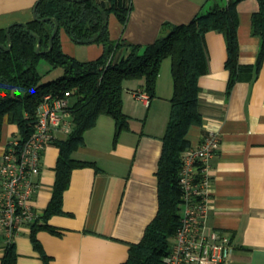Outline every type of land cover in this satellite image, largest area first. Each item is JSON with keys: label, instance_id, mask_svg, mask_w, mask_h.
I'll use <instances>...</instances> for the list:
<instances>
[{"label": "crops", "instance_id": "0c3cea01", "mask_svg": "<svg viewBox=\"0 0 264 264\" xmlns=\"http://www.w3.org/2000/svg\"><path fill=\"white\" fill-rule=\"evenodd\" d=\"M37 1L0 0V28L34 19ZM227 1L131 0L132 10L124 25L114 14L110 16V36L124 43L146 45L160 36L165 22L187 23L215 3ZM259 7L258 0H241L237 5L241 64H255L257 60L261 39L252 33L251 21ZM62 30L65 53L80 60L102 55V44H76ZM206 48L208 72L199 78L203 123L192 126L188 138L192 146H197L205 129L220 132V148L211 159L208 225L231 237L233 251L226 264H264V61L254 79L237 82L227 95L224 35L207 32ZM136 91H144L142 80L124 82L123 109L130 117V130L123 131L114 144L115 120L101 115L85 132V144L73 153L74 158L93 161L100 169H73L64 192L65 213L48 220L62 233L38 232L50 264H122L128 259L129 245L142 239L158 212L157 170L174 91L171 60L166 58L162 63L156 97L147 104L135 97ZM68 134L59 132L57 139H65ZM16 137L18 126L5 120L0 161L7 143ZM58 156L59 148L53 143L48 145L37 177L41 187L31 203L39 211L51 199ZM14 242L16 264H44L32 243L29 226L15 235ZM4 245L0 238V260Z\"/></svg>", "mask_w": 264, "mask_h": 264}, {"label": "trees", "instance_id": "16d2710c", "mask_svg": "<svg viewBox=\"0 0 264 264\" xmlns=\"http://www.w3.org/2000/svg\"><path fill=\"white\" fill-rule=\"evenodd\" d=\"M240 1L215 3L187 23L165 22L160 36L146 45L124 43L110 36V16L114 14L124 25L132 10L131 0H38L34 8L39 19L28 21L27 26L13 24L11 40L6 28H0V139L4 122L8 120L18 126L19 138L24 141L34 129L36 109L42 98L50 92H72L69 110L73 127L65 139L53 142L59 148V156L52 196L47 207L29 225L32 243L44 264H50V256L37 235L40 230L62 233L48 220L53 215L65 213L64 192L73 169L85 166L100 169L93 161L73 156L85 144V132L96 125L99 116H111L116 124L115 144L123 131L130 130V117L123 109L124 82L142 80L150 98L156 97L162 63L169 58L174 91L157 170L159 208L142 239L129 245L128 259L122 263L165 264L164 258L181 225V154L192 146L188 138L190 128L203 123L199 110V78L208 72L206 33L214 30L224 35L225 68L229 71L227 95L237 82L254 79L264 61V0H258L259 10L253 13L251 21L252 33L261 39L257 60L255 64L239 62L237 5ZM54 19L59 22V30L49 50ZM62 29L76 44H102V55L94 60H80L65 53L60 35ZM35 35L41 38L40 53L36 51L38 39ZM42 59L54 68L61 67L63 75L42 82L38 69ZM4 248L0 264H16L18 254L14 239L5 243Z\"/></svg>", "mask_w": 264, "mask_h": 264}, {"label": "built area", "instance_id": "2783aa9c", "mask_svg": "<svg viewBox=\"0 0 264 264\" xmlns=\"http://www.w3.org/2000/svg\"><path fill=\"white\" fill-rule=\"evenodd\" d=\"M71 95V91L46 94L37 106L30 136L24 141L13 138L5 147L0 161V238L5 243L41 213L31 204L41 187L37 177L47 146L59 132L68 134L73 127ZM135 97L147 104L150 101L145 90L136 91ZM220 144V132L207 128L200 144L181 154V225L164 258L165 264H226L230 259L231 237L208 225L213 184L211 159Z\"/></svg>", "mask_w": 264, "mask_h": 264}, {"label": "rangeland", "instance_id": "374dc122", "mask_svg": "<svg viewBox=\"0 0 264 264\" xmlns=\"http://www.w3.org/2000/svg\"><path fill=\"white\" fill-rule=\"evenodd\" d=\"M38 69L42 75V82L44 83L56 80L60 78L64 73L61 67L54 68L44 59L41 60Z\"/></svg>", "mask_w": 264, "mask_h": 264}, {"label": "water", "instance_id": "95a60500", "mask_svg": "<svg viewBox=\"0 0 264 264\" xmlns=\"http://www.w3.org/2000/svg\"><path fill=\"white\" fill-rule=\"evenodd\" d=\"M33 18H34V19H39L38 16H37V14H36V10H35V8H34V12H33ZM42 20H46V18H45V19H42ZM54 21H55V29H54L53 34H52L51 39H50V48H49V50L52 48V46H53V38H54V36L56 35L57 31L59 30V22H58L56 19H54ZM22 24H24L25 26H27V23H22ZM11 26H12V25H11ZM11 26H8V27L6 28V31H7V34H8V38H9V40H11V35H10V28H11ZM35 36H36L37 39H38V44H37L36 51H37V53H40L41 38H40V36H38V35H35ZM1 45H2V44H1ZM2 46H3V45H2ZM10 48H11V45L8 46V47H6L7 50H10Z\"/></svg>", "mask_w": 264, "mask_h": 264}]
</instances>
